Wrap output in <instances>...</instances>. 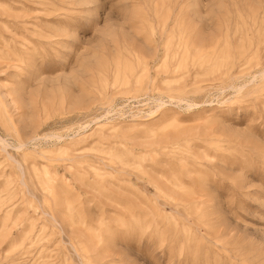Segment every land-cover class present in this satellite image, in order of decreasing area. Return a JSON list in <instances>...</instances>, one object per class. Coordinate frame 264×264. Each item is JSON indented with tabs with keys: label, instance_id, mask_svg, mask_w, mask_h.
<instances>
[{
	"label": "rangeland",
	"instance_id": "1",
	"mask_svg": "<svg viewBox=\"0 0 264 264\" xmlns=\"http://www.w3.org/2000/svg\"><path fill=\"white\" fill-rule=\"evenodd\" d=\"M0 264H264V0H0Z\"/></svg>",
	"mask_w": 264,
	"mask_h": 264
},
{
	"label": "snow or ice",
	"instance_id": "2",
	"mask_svg": "<svg viewBox=\"0 0 264 264\" xmlns=\"http://www.w3.org/2000/svg\"><path fill=\"white\" fill-rule=\"evenodd\" d=\"M101 15H102V12H101Z\"/></svg>",
	"mask_w": 264,
	"mask_h": 264
}]
</instances>
